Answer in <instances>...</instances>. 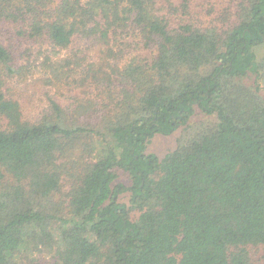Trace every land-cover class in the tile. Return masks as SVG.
Returning <instances> with one entry per match:
<instances>
[{
    "label": "trees",
    "instance_id": "16d2710c",
    "mask_svg": "<svg viewBox=\"0 0 264 264\" xmlns=\"http://www.w3.org/2000/svg\"><path fill=\"white\" fill-rule=\"evenodd\" d=\"M204 4L0 0V264H42L47 252L53 264H258L256 248L264 258V0ZM22 26L54 54L94 40L106 119L69 124L54 100L55 114L24 117L7 88L22 70ZM118 38L152 53L120 65L109 59ZM198 112L210 122L192 130ZM182 126L175 149L149 151ZM70 155L55 207L58 169L69 172L58 159Z\"/></svg>",
    "mask_w": 264,
    "mask_h": 264
},
{
    "label": "rangeland",
    "instance_id": "374dc122",
    "mask_svg": "<svg viewBox=\"0 0 264 264\" xmlns=\"http://www.w3.org/2000/svg\"><path fill=\"white\" fill-rule=\"evenodd\" d=\"M208 1L212 0H204L205 8ZM197 6H201V4ZM194 9H197V7L194 6ZM22 27L28 32V26ZM28 36L29 39H25V37L22 38L16 32L14 43L12 42V49L22 65V70L20 74L10 80L11 82L7 87L9 88V94L20 100L24 117L27 120L35 121L45 115L55 114L51 105V100H54L61 105L62 112H64L63 118L69 124L75 120L74 123L92 126L96 122H102L104 120L103 117L106 119L109 116V111L105 104L111 103L108 86H106L100 76L94 72L91 73V71L97 69V64L91 67L92 70L89 69L93 62L99 61L95 50L98 46L94 44V40L92 38L85 40L78 36L68 48L57 49L58 54H54L53 47L48 40H45V38L36 39L38 36L33 38L29 32ZM120 38L117 40L116 54L109 57L111 61L119 58L118 64L124 65L137 54L142 55L140 58L143 60L145 56H149L151 51L148 47L135 50V45L129 43V47L126 49L127 46L123 44V40L120 41ZM3 39L9 44L5 36ZM53 67L58 68V72L53 71ZM25 71L27 72L23 75ZM43 73L49 74V78L52 81L46 87H43L42 83L39 84L40 82L33 83L35 77H39ZM0 119L1 123L6 122L3 118L0 117ZM208 122L210 120L204 114L198 112L188 124V127L194 130L201 128L203 124ZM184 127H180L170 135H155L149 142V151L155 152L162 157L175 149L179 137L184 133ZM58 161L60 163L64 161L69 171L65 172L63 166L58 169L65 177L62 181L65 185L62 192H56L52 199L55 207L62 205V208L63 204H65V199H67L68 188H70L71 155L69 159L61 157ZM48 251L52 252L53 250L49 248ZM251 254L258 264H264L262 250L258 248L251 249ZM41 262L42 264H53L54 258L47 252L45 259H41Z\"/></svg>",
    "mask_w": 264,
    "mask_h": 264
}]
</instances>
